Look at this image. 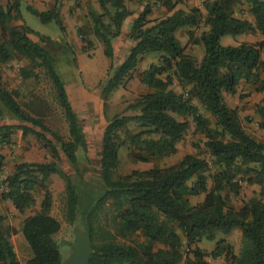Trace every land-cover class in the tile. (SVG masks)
<instances>
[{
	"label": "trees",
	"instance_id": "1",
	"mask_svg": "<svg viewBox=\"0 0 264 264\" xmlns=\"http://www.w3.org/2000/svg\"><path fill=\"white\" fill-rule=\"evenodd\" d=\"M98 1L103 12L90 10L89 17L94 23L93 32L105 46V54L112 58V40L121 34L124 20L134 12L126 7L125 0ZM247 1L253 20L234 16L235 5L240 0H208L205 15L198 7L186 11L176 9L177 0H161L172 13L153 21L148 19L152 6L146 1L130 30L134 44L103 87L104 104L114 89L131 78L144 55L161 52L166 55L144 73L143 82L149 91L130 105L137 113L114 116L105 127L100 157L104 191L86 206L74 179L61 168L60 161L64 156L70 165H77V151L79 148L88 151V138L79 113L69 99L65 82L56 69L55 57L34 40L32 34L38 35L42 41L51 39L26 24L8 28L9 20L22 19L21 0H13L6 8L0 4L3 39L0 62L20 55L45 68L69 132V138L65 139L42 118L25 110L17 101L18 92L8 90L0 75V118L17 122L0 125V143L11 144L13 135L21 130L23 136L34 134L45 142L44 146L50 148L54 159L51 162L17 163L7 178L3 198L10 200L23 213L36 202L34 192L38 180L46 181L52 174H60L66 187V217L70 224L88 233L92 239L89 264H181L183 254L180 247L184 239L191 246L203 239L213 240L217 232L227 234L235 228L242 233L239 255L233 253L228 243L219 246L211 255L225 254L230 257L231 264H264V142L245 130L238 109L228 106L224 99V92L235 94L242 81L260 82V72L264 70V40L236 46H223L220 42L227 34L258 31L264 34V0ZM58 4L59 0H56L54 9L33 12L45 23L61 24ZM106 15L110 17L108 22ZM202 22L207 30L197 37L193 31L188 33L192 43L205 47V54L198 61L186 53V44L178 40L176 31ZM79 33L84 36L82 30ZM21 74L23 78L33 76L25 69ZM175 81L182 88L189 87L187 96L171 88ZM194 100L214 116L215 127L200 112ZM257 113L264 120V103L257 107ZM176 115L193 119L196 130L205 135V145L219 169L207 175L210 172L207 159L189 154L172 166L134 171L127 178H116L121 131L131 122L143 128L129 135L130 144L145 153L143 160L149 156H169L177 152V145L189 129L188 121H181ZM261 126L264 128V122ZM46 133H50L53 139H49ZM5 159L0 152V172ZM237 174H243L247 182L260 187L259 196L250 198L239 209L230 204V194L238 193L240 188ZM209 177L212 180L210 189ZM192 180L194 182L190 184ZM42 186L44 195L40 210L26 216L22 223V233L33 251L26 264H60L63 258L55 234L61 229V223L50 212L51 192L43 183ZM202 193L205 194L204 200L191 204L189 198ZM110 206L115 213V234L101 224V215ZM11 233L9 227L2 225L0 216V264H23L10 240ZM137 233L145 240L127 243ZM157 243L164 247L155 249ZM192 253L187 264H210L201 248L195 247Z\"/></svg>",
	"mask_w": 264,
	"mask_h": 264
},
{
	"label": "rangeland",
	"instance_id": "2",
	"mask_svg": "<svg viewBox=\"0 0 264 264\" xmlns=\"http://www.w3.org/2000/svg\"><path fill=\"white\" fill-rule=\"evenodd\" d=\"M146 1L152 6V12L148 15V19L152 21L172 13L162 4L161 0H145V2H141V0H125L126 7L134 13L123 22L128 34L123 36L120 34L121 36L119 35L112 40L114 49L112 58L105 54V46L93 32L94 23L89 17L90 10H95L98 13L103 12L98 0H59L58 9L60 11L61 24L54 21L45 23L33 12V10L48 11L54 9L56 0H21L22 19L13 18L7 23L8 28H19L26 24L36 32L51 39L42 41L38 35L32 34V38L39 41L55 57L56 69L65 82L69 99L74 109L79 113L88 138V151L83 150V148H79L77 151V165H70L64 156L60 161L61 168L74 179L78 186L85 206L104 191L100 174V157L105 127L114 116L134 115L137 113L130 108V105L149 91L143 82L144 73L151 64L157 63L166 55L162 52L144 55L131 78L126 79L122 85L114 89L104 104L103 87L114 73L116 67L124 61L134 44L130 37V30L134 20L142 12ZM207 1L177 0L176 9L190 11L193 7H198L205 15V3ZM12 2L13 0H0V4L5 8ZM234 16L253 20L247 0H240L235 5ZM106 19L107 22L110 21L108 15H106ZM124 23H127V26ZM207 29L208 27L202 22L198 26L181 27L176 31L178 40L186 44V53L198 61L202 60L205 54V47L203 44L192 43L189 40L188 33L193 31L195 37H197ZM79 30L83 31L84 36L79 33ZM263 40L264 34L258 31L255 33L246 32L240 35L227 34L221 37L220 42L223 46H236L241 43L256 44ZM1 42H3V39L0 29ZM23 69L31 72L33 76L23 78L21 74ZM0 75L8 90L18 92L17 101L25 110L36 117L42 118L51 129L58 132L63 138H69L68 124L56 97L53 83L45 68L40 66L39 62L17 55L10 61L0 62ZM260 87L262 88L259 89ZM171 88L177 93L188 95L189 87L182 88L178 81H175ZM224 99L228 106L238 109L241 124L245 130L255 139L264 142V128L261 126L264 120L257 113V107L264 103V70L260 72V82L252 84L242 81L235 94L224 92ZM194 103L199 107L200 112L211 120L212 126L215 127L214 116L198 100H194ZM176 116L181 121H188L189 129L177 145V152L162 158L149 156V159L143 160L145 153L139 147L130 144L129 135L143 130L139 124L131 122L121 131L120 164L115 173L116 178H127L134 171L172 166L189 154L207 159L210 164V172L207 175H212L219 169L205 145L207 140L205 135L196 130L193 119L180 115ZM6 123L14 124L17 122L12 119L0 118V125ZM36 129L40 130L38 127ZM46 136L49 139H53L50 133H46ZM13 139L11 144L0 143V150L5 153V158L7 159V163H5L7 165L6 173L11 174L17 163L51 162L54 160L50 148L45 147V142L36 135L23 136L22 131L17 130L13 135ZM236 181H238L240 186L239 192L230 194V204L239 209L250 198L259 196L260 187L257 184L247 182V177L243 174H237ZM193 182L194 180L190 184ZM42 183L51 192V215L56 217L61 223V229L55 234V239L60 245V253L63 260L70 254V243L74 241L75 237V225L70 224L65 214L66 187L65 181L60 174H52L46 181L38 180V185L34 192L36 202L23 213L19 212L12 202L2 199L0 193L2 225L4 228L9 227L11 229L10 240L23 264H26L32 257L33 251L22 233V223L26 216L40 210L44 195ZM211 186L212 180L209 177L208 188L210 189ZM204 197L205 194L202 193L189 199L191 204H197L202 202ZM114 214L110 206L101 215V224L112 234L116 233L113 223ZM144 240L145 237L137 233L128 239L127 243L131 242L134 244L137 241L142 242ZM223 240L225 241L224 243H219ZM227 243L231 245L233 253L239 255L242 248L241 230L235 228L227 234L217 232L213 240L203 239L191 246L184 239L180 247V252L183 254L180 263L184 262L187 264L186 260L193 256V249L199 247L204 251L205 259L210 264H231L230 257H226L225 254L218 257L211 255L219 246L222 247ZM163 247L162 244L157 243L155 249Z\"/></svg>",
	"mask_w": 264,
	"mask_h": 264
},
{
	"label": "water",
	"instance_id": "3",
	"mask_svg": "<svg viewBox=\"0 0 264 264\" xmlns=\"http://www.w3.org/2000/svg\"><path fill=\"white\" fill-rule=\"evenodd\" d=\"M74 236L71 252L60 264H89L93 252L91 236L79 228L74 230Z\"/></svg>",
	"mask_w": 264,
	"mask_h": 264
},
{
	"label": "crops",
	"instance_id": "4",
	"mask_svg": "<svg viewBox=\"0 0 264 264\" xmlns=\"http://www.w3.org/2000/svg\"><path fill=\"white\" fill-rule=\"evenodd\" d=\"M170 15V14H169ZM125 24V23H124ZM127 24V23H126ZM125 24V25H126ZM127 26V25H126ZM126 35V34H128V31L127 30H125V27L123 26L122 27V33H121V35L123 36V35ZM120 35V36H121ZM0 152L2 153V154H4L5 155V153L3 152V151H1L0 150ZM5 163H7V159H5ZM7 168V165L5 164V166L3 167V169H2V171L0 172V193H1V198L2 199H4L3 198V193L7 190V178H8V176L9 175H11L13 172H11V174H8V173H6L5 172V170H7L6 169ZM2 190V191H1ZM4 200H6V199H4ZM8 202H11L10 200H8ZM31 215V214H30Z\"/></svg>",
	"mask_w": 264,
	"mask_h": 264
},
{
	"label": "built area",
	"instance_id": "5",
	"mask_svg": "<svg viewBox=\"0 0 264 264\" xmlns=\"http://www.w3.org/2000/svg\"><path fill=\"white\" fill-rule=\"evenodd\" d=\"M181 264H186V263L182 262Z\"/></svg>",
	"mask_w": 264,
	"mask_h": 264
}]
</instances>
